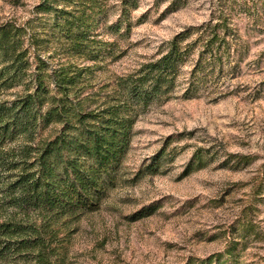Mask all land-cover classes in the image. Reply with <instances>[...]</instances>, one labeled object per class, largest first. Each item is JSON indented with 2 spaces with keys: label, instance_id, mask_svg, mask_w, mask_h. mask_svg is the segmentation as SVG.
Segmentation results:
<instances>
[{
  "label": "rangeland",
  "instance_id": "374dc122",
  "mask_svg": "<svg viewBox=\"0 0 264 264\" xmlns=\"http://www.w3.org/2000/svg\"><path fill=\"white\" fill-rule=\"evenodd\" d=\"M40 1L0 0V23L27 22ZM58 1L78 11L93 0ZM96 1L102 12L90 35L105 44L99 62L56 53V43L45 48L53 65L91 66L101 91L157 59L174 36L207 21L220 3ZM224 3L233 7L239 56L217 74L212 92L185 98L180 89L138 117L121 165L129 181L70 227L68 264H264V0ZM122 14L123 28L113 31L109 26ZM162 151L159 169L149 170ZM139 212L146 216L135 220ZM218 255L221 262H210Z\"/></svg>",
  "mask_w": 264,
  "mask_h": 264
},
{
  "label": "trees",
  "instance_id": "16d2710c",
  "mask_svg": "<svg viewBox=\"0 0 264 264\" xmlns=\"http://www.w3.org/2000/svg\"><path fill=\"white\" fill-rule=\"evenodd\" d=\"M224 2L174 36L157 59L102 91L91 66L53 65L45 48L56 43V53L99 62L105 44L90 35L102 12L96 0L78 11L41 0L27 22L0 23V264H68L70 227L129 181L121 165L138 117L180 89L185 98L212 92L217 74L239 56L242 39ZM123 15L109 28L119 32ZM163 156L149 170H158Z\"/></svg>",
  "mask_w": 264,
  "mask_h": 264
}]
</instances>
